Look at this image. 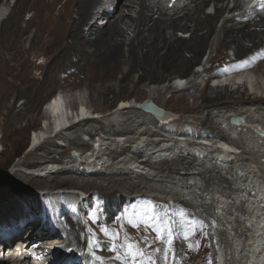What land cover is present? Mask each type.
<instances>
[{"label": "bare ground", "instance_id": "1", "mask_svg": "<svg viewBox=\"0 0 264 264\" xmlns=\"http://www.w3.org/2000/svg\"><path fill=\"white\" fill-rule=\"evenodd\" d=\"M214 1H218L214 13L205 12V9L210 5V0H184L182 5L180 4L181 7L176 8L175 6L172 14L167 13L161 4L147 3L146 0H107V2L105 0H18L10 19L4 20V14L2 11L0 12V20H4L0 37V88L4 91L11 89L19 94H27L29 96L28 103L26 104L27 107L24 108L30 110L33 107L35 109V106L38 105L39 93L50 86L49 77L51 75L54 79L51 94L54 92L55 85L58 83L63 70L66 74L72 71L69 74H73V77L76 78L74 80L77 82L89 81L91 89L88 91L91 104L98 109H103L112 106L120 97L127 98L131 91L139 88L140 84L146 81H162L172 73H177L181 77L183 76L182 78H186L184 76L195 68L194 64L197 62L200 64L203 52L214 40H217L219 52L212 59L216 67L225 65L237 69L243 67L239 69L240 72L234 71L224 75L213 74L214 77L233 74L232 79L235 82L230 80L225 84V87L217 82L212 85L208 81L214 87L207 84L201 88L196 79L187 83L189 87L183 88V91L194 92V89L199 91V94L192 95L194 97L192 109L199 113L206 112L204 117L200 118L205 124L203 126L205 128L200 131L195 130L196 128L179 129L178 131L182 130L181 134L187 135L192 133L202 137L214 136L224 142L210 138L207 141V139L191 140L189 138H173V136L171 139H166L164 135L156 134L151 130H147L138 138H130V140L126 131L117 130L115 132L117 134H100L97 138L95 137L94 143L87 151L81 147L72 149V153L63 155L65 157L63 161L56 162L54 160L42 166L26 167V173L31 174V179L39 185L47 182L44 178H47L48 172L54 169L77 171V174L80 175H100L105 178H107L106 173L110 175L112 179L108 180L110 182L107 186L81 185L87 191L91 189V195L99 205L95 211V221L89 228L92 233V239H90L92 243H89L97 252H106L107 258H115L120 263L126 260L128 264L127 249L131 246L133 251H142L145 254L142 257L144 264H149L147 257H151L155 264H159L163 259V244L166 243L169 248L168 241L171 239L170 247L174 252V258L173 252L171 256L173 264H203L204 260L208 261L207 240L209 235H206L205 228L215 226L222 236L221 242L225 247L221 242L216 244H221L226 249L225 254H230L231 264H264V183L259 178L260 171L264 180V152L259 157L254 155V160L253 157L251 159L246 155L255 152L257 135L264 140V107L260 110L257 109L259 107L252 109L255 105L264 104V90L256 89L257 93L260 94L257 96H245L242 93L239 97H234L235 91L237 89L240 91L244 85L248 91L250 87L253 89L251 84L246 85L244 82L246 74L244 69L252 68L254 72L264 74V6L256 11L247 9L248 11L241 12L239 15L226 17L221 26L218 27L217 24L221 17L226 12H232L234 8L241 6V3L236 0V4L230 8L228 4H224L226 0ZM132 2L138 3L139 10L132 8ZM111 5L113 6L112 13L108 12L111 11ZM99 7H103L104 10L100 11ZM133 11L136 12V15H133ZM102 14H107L106 18L103 19L104 21L102 20L105 24L100 26L91 21L88 32H85L86 23L84 24V21L88 17H91L89 19L91 20ZM155 14H158L156 19L154 18ZM255 16L260 18L255 19ZM22 22H25V25ZM124 25L127 26L128 30L135 33L134 38L129 41L125 36L126 31L122 27ZM30 26L35 27L31 43L37 48L36 54L44 55V61L40 63L43 70L41 73L44 74L42 77H35L23 72L24 67L29 62L28 57L31 55L24 46V36L31 30L32 27L30 28ZM184 29L192 32L189 38L177 34L178 30ZM230 45L237 54L235 61L228 59L226 48ZM245 61L247 63H244ZM121 63L126 64L125 70H122ZM118 72L122 74L120 78H116ZM112 79H117V83H110ZM231 85L234 88L230 87ZM220 87H224V92ZM35 89L38 91L35 92ZM78 94L80 92H73L71 94L73 100L71 101L68 97L64 99V96L69 94L58 99H56V95L49 98V101L47 100L44 108L42 107V110L44 109L42 122L31 134V148L42 146V143L49 142V140L46 141L51 137L48 135L63 130L68 125L71 126L73 124L71 121L72 109L75 104L78 105L77 115L82 118L78 126H83L87 122H97V119L102 118V113H95L87 109L84 100L80 99ZM140 94L146 95L147 89L142 88ZM151 98L147 100L167 110L164 105L157 104L154 97ZM145 99L138 103V107L143 104ZM174 99L177 103L185 102L186 93H180ZM125 100H120V108L124 109L127 108L125 106L130 105ZM69 102H72L73 106ZM213 106L219 108L220 114L218 115L220 118L217 121L213 120L212 117L214 116L210 113L209 108ZM15 107V105L9 107L11 124H16L17 120H20L24 114L23 112H15ZM116 107L119 105L116 104ZM142 109L146 114L158 115L159 118L152 117V119L161 121L162 124H170V122L181 118L178 113L165 115V112L154 109L150 105H147L146 108L142 107ZM258 112H261L262 115L259 113L260 116H256ZM110 114L112 115V113ZM61 124L63 127L59 128ZM103 127L106 129L105 125ZM173 128L172 131L175 132ZM20 129L19 127L16 128L18 131ZM242 133L244 136L241 138L238 134ZM87 134H91V131ZM82 139L76 137L69 138L68 141L70 145L86 146L87 144ZM229 139H232L231 145H228ZM249 143L253 146H249ZM52 144L55 146L54 150L60 149L55 142ZM234 144L238 146L236 147ZM170 146L171 148H168ZM116 148L120 150L117 153L129 149L133 154L132 158L131 154H127L122 157V161L117 160L119 161L117 162L115 158L117 159L119 156L114 155ZM168 152L174 153V155L168 156V159L171 157L173 162L181 161V164L184 165L182 169H188L184 176L182 175L181 178L172 177L171 174L165 173L162 166H157L158 169L161 168L162 170L159 171L155 168L157 173L151 176L144 172L149 166L152 167L159 161L158 157ZM176 153L187 157L190 155L193 160L186 162V157L180 159ZM73 154L78 157L73 156ZM243 154L245 156H241ZM139 156H145V158L141 159V157L139 160ZM161 162H164V165H170L167 159H162ZM170 170L174 172L176 168L173 167ZM223 171L226 175L221 174ZM116 172H120L118 175L125 181L130 176L135 175L139 182L128 186L124 184L125 191L123 192L120 190L121 188L116 186L115 182L119 181L114 178L117 175ZM39 174H45V176H39ZM72 177L57 179L55 184H58L57 187L70 184L73 188H81L79 186L80 181L78 182L76 178ZM156 179L164 182L170 180L173 184L180 183L181 186L191 188L202 202L197 207L202 209V212L209 219H212L213 223L202 221L199 219L201 216L195 214L190 225L187 221L185 222L175 216L179 219L171 226L163 213L159 214L158 217L159 220L162 217L165 221L163 223L160 221L155 224L151 223L147 229L140 217L137 218L136 222L134 220L131 222L127 218L124 219L125 216L123 215L124 220H118V222L116 211L111 206L114 204L117 208L121 207L125 210L130 204L129 191L146 189L147 181H155ZM216 179L219 182H215ZM157 180L156 182H158ZM143 181H145V185H142ZM223 184H231L235 187H226ZM45 190L52 189L47 188ZM33 192L34 190L28 192L31 196L27 198L26 202L34 209H38V207L40 208L39 195H36L37 190H35V194ZM143 195L140 198H144ZM248 199L249 202L243 204V207L241 203L236 205V202H246ZM153 202L162 203V201L155 199ZM246 205H250L248 210L251 213L246 212ZM117 212L119 214V211ZM179 214H185V212L178 210L177 215L180 216ZM231 214L237 215V221L246 218L245 228L248 227V233L246 230L243 231L241 223L234 224L233 218H230L232 217ZM88 217L89 215L86 217L87 222L91 219ZM19 220L24 221L21 216ZM23 224L25 221L18 227L0 228V240L10 244L15 238L22 236L15 242V248L19 249H11V255H1L0 264H23V260L18 257L20 250L29 263H32V260H49L56 250L54 244H63L64 242L79 245V251L83 254L81 260L83 258L90 264L101 263L98 258L92 255L95 257L93 258L84 250V237L79 225V217L65 218L62 226L66 227L69 234L67 235L68 238L63 240L58 237V233L48 231V220H45L44 223L38 222L35 231L27 236L25 235L29 229L25 232L27 224L25 226ZM253 224L256 225V228L251 227ZM33 227L35 226H32L31 229ZM39 227L41 228L38 230ZM40 230L42 234L38 233ZM139 231H143L144 236L138 238L128 235L131 232ZM190 240L192 244L189 250L185 244ZM113 246H115L116 251H113ZM245 247H247V251L244 249ZM244 251L248 252L245 262L242 257ZM117 253L120 255L119 259H117ZM40 261L39 264L47 263V261L45 263ZM35 263L37 264L36 261Z\"/></svg>", "mask_w": 264, "mask_h": 264}, {"label": "rangeland", "instance_id": "2", "mask_svg": "<svg viewBox=\"0 0 264 264\" xmlns=\"http://www.w3.org/2000/svg\"><path fill=\"white\" fill-rule=\"evenodd\" d=\"M17 1L18 0H9L7 2V0H0V12L2 11V13L4 14V15L2 14L4 20H8L11 18L12 13L17 6ZM105 1L107 2V0H105ZM146 1H147V3H152V4L153 3H159V4H161V6H163L165 8L167 13L172 14V13H174V11H172V10L175 8V6H176V8H179L180 4L184 0H146ZM239 2L241 3V6L234 8L232 10V12H226L224 14V16L221 17V19L219 20V22L217 24L218 27L221 26V24L223 23V21L226 17H230L233 15H239L241 12L248 11L249 10L248 6L255 4V3L258 4L259 2L261 3L262 0H239ZM217 3H218V1L210 0V5L208 8L205 9V12L206 13H214ZM224 4L225 5L228 4V6L230 8H233V6L236 4V0H231V1L226 0ZM131 6H133L132 8H134V9L137 8V10H139L138 3L132 2ZM242 6H243V8H242ZM103 7H99L100 11L104 10ZM254 7L255 6H253V8ZM105 8H106V6H105ZM110 9H111V11L109 10L108 12L112 13V11H113L112 5L110 6ZM132 13H133V15H136V12L133 11ZM92 15H93V13H92ZM157 17H158V14H155L154 18L156 19ZM90 18L91 17H88L84 21V24L86 23L84 26L85 32H88V28L90 26L89 24L91 23V21H92V23H94V24L96 23L100 26L105 24V22L103 23V21H104L103 19L106 18V16L103 14L101 16H98V17L96 16L94 19L89 20ZM258 18H260V17L255 16V19H258ZM3 19L0 20V37H1L2 29H3V27H2L3 26L2 22L4 21ZM22 24L25 25V22H22ZM122 27L126 31L125 36L127 38V41L134 38L135 33L132 30H128L126 25H124ZM30 28H31V30L29 32H27L24 36V46L29 50L31 55L28 57L29 62L24 67L23 72L27 73L29 75L35 76V77H38V76L42 77V75L44 76V74L41 73L43 70L40 67V63H41V61H44L43 60L44 55L36 54L37 48L35 46H33L31 43V37L33 36V34L35 32V27L30 26ZM177 32H178L177 34L179 36L188 37V38L191 36V33H192L191 31H186L185 29L184 30H178ZM226 52L228 55V59L230 61L236 60L237 54L233 50L231 45L226 48ZM217 53H219L217 40L211 41L210 44L207 46L206 50L202 54V59H201L200 64H199V62L195 63L194 64L195 68L192 69V71L194 70L193 73L191 71L190 73L186 74V76H184V77H187V76L191 75V73H192L191 81H187V83L193 82L194 80L197 79L198 86L202 88L205 85L209 84L211 76L224 75V74L234 72V71L240 72L239 69L243 68V67L238 68V69L237 68H231L228 65H225L222 67H216L215 63L212 61V59ZM187 55L189 56V53H187ZM121 65L123 68V69L121 68L122 70H125L127 68L126 64L121 63ZM27 69H29V70H27ZM245 70L246 69H244V73H246V74L251 73V74H247V75L245 74L244 82L246 85L251 84L253 89H251V87H250V90L248 91V88L246 90L245 89L246 86L244 85L245 87L243 86L242 89L240 88L241 89L240 91L238 89H237V91H235L234 97H239L242 93H244L245 96H249V95L257 96L260 94L257 93L256 89H258L259 91L264 90V74H262L260 72H254V70L252 68H248V70H246V71ZM71 72H69V73H71ZM69 73L66 74L64 70L61 72V75L59 76L58 83H56L55 90L52 93L53 95L51 94V91H52L51 87H52L54 79L51 75L49 77V82H50L49 85L50 86L48 88L42 90L39 93L40 99L38 101V105L35 106L36 107L35 109L33 107L31 110L24 108L25 106L27 107L26 104L28 103L27 99L29 98V96L27 94H19V93H17V91L11 90V89H9V91H8V89L6 91H4L3 89L0 88V226H1L0 228L1 229H7L10 227H18V226H21V224L24 221H25V224H27L26 225L27 227H29V225H32V226H35V228H36V224L38 223L37 221L41 222L39 220L40 219V208L38 207V209H34L33 206H31L28 202H26L27 198L31 196V195H29L28 192H30L31 190H34L33 193L35 194V190H37L36 195L38 194L39 199H41L42 198L41 193L44 191V189H47V188L48 189L64 188L67 186H69L70 188H73V186L70 184L69 185L68 184L63 185V186L59 185L58 187H57L58 184L57 185L55 184L57 179L68 178L70 176H73L74 178L77 179L78 182L80 181L79 182L80 183L79 186L81 187L80 189L84 190L88 194V198L86 199V210L81 212L80 215L77 217H79V219H80L79 225L83 231L84 250L87 252V254L92 256V253L88 252V250H89L88 247L92 245V244H90V243H92V242H90V239H92V233H91L89 228H91L90 225L93 224L95 221V211L99 205H97L98 203H97L96 199L92 197V195H91L92 192H90L91 189L89 191H87V190L83 189L82 186H84L86 184L87 185H95V186H99V185L100 186H107L108 183L110 182L108 180L112 179L110 177V175H107V173H106V177L108 178L107 179V178L102 177L100 175H91V176L88 174H85V175L81 174L80 175V174H77V171H58V170H56V171L48 174L49 178L48 177L44 178L47 180V182L45 184L42 183L39 185L38 183H34V180L31 179V177H32L31 174L26 173L27 172L26 167H29V166H31V168H33V166L38 167V166H42L45 163H48L49 161L53 162L54 160L56 162L63 161L65 158L63 155L67 154L69 152L72 153L73 152V151H71L72 149H76V148L81 147L87 151L91 147V145L93 144L95 137L97 138V136H99L100 134H111V133L117 134V133H115L117 130L124 131V132L126 131L128 136H130L129 139L130 138L131 139L138 138L141 134H143V133L145 134L147 130H151V131L155 132L156 134H162V135H164V137H166V139H171L173 136V138L174 137L189 138L191 140H194V139L195 140H205V139H207V141H208L209 137H213V138H215V137L214 136L202 137V136H199L197 134H192V133L190 135H187V134L177 135L176 134L178 132L182 133V130L178 131L179 129H186V128L195 129L196 128L195 130L200 131L203 128H205V127H203L205 124L202 122V120H200V118H203L205 113H206V112L199 113L198 111H195L194 109H192V106L194 104V100H193L194 97L192 95L193 94H199V91H195V89L193 90L194 92H191L188 90L183 91L184 89L189 87V86H187V83L183 86L184 89L182 88L180 90H177L176 92L171 91L172 81L175 78L180 77V75H178L177 73H172L170 76H168L165 80H162V81H154V82L146 81L145 83L140 84L139 88H136L133 91H131V94L129 93L127 98L120 97L115 101V103L112 106L105 107L103 109H98L91 104V100L89 98L90 93L88 91L91 89V85H90L89 81L81 80V81L77 82L76 80H74L75 77H73V74H69ZM117 74L118 75L116 78H120L122 76V74L120 72H118ZM232 75L233 74L230 75V78H232ZM248 77L251 79H249ZM225 80L226 79L224 78L223 82ZM111 81L112 82H110V83H112V84L117 83V79H112ZM18 82H20V81H18ZM212 85H210V86H212ZM215 85H218V84H215ZM212 87H214V86H212ZM224 87H225V85H224ZM224 87H220L222 92H224ZM230 87L234 88L233 85H231ZM237 87H238V85H237ZM142 88L147 89L146 95L140 94V91ZM34 91L37 92L38 89H35ZM77 91L80 92V94H78V95H80V99L84 100V104L87 107V109H89L90 111H93L95 113L96 112L102 113L103 114L102 118L97 119L98 120L97 122H94V121L93 122H87L83 126H78V123H80L81 120L79 122H77V119L75 117H73L71 119V121L73 122V124H72L73 127L71 125L70 127L66 128V129L59 130L56 133V134H58L56 137H53L52 136L53 134L48 135V136H51L50 138L46 139V141L49 140V142L42 143V146H40V147L31 148L30 137H31V134L33 133V131L35 129H37L42 122V119H43L42 117L44 114V109L42 110V107L44 108V106H45L44 104H46L50 100L49 98L56 96L58 92H65L66 94H69L68 96L67 95L64 96V99H66L68 97V99H70V101H71V100H73V98H72L73 95H71V94L73 92H77ZM210 91H211V89H210ZM180 93H186L187 99L185 102L177 103L174 98L177 97ZM151 97H154L157 104L164 105L165 107H167V110H170L172 113H175V114L178 113V116L181 118L177 119L173 122H170V124H162V123H159L158 121H154L149 114H146L143 111V109L138 107L139 102H141L145 98H146L145 100L152 99ZM121 99H126L125 101H127L130 105L125 106L127 108H124V109L120 108L121 107V101H120ZM69 103L73 106L72 102H69ZM116 104H118L119 107H116ZM12 105L16 106L15 112H23L24 113L22 118L20 120H17L16 124L15 123L11 124V120L9 118V117H11V115H9V107ZM75 105L73 106V110L77 109V107H78V105H76V106ZM257 107H259V108H257ZM263 107H264V104L255 105L254 107H252V109L257 108L260 110V109H263ZM249 108H251V107H249ZM209 109H210V113L212 114V116H214V117H212L213 120L214 119H215L214 121L219 120L218 119V118H220L218 115V114H220V112L218 111L219 108H216V106H213ZM225 109H227V108H225ZM191 110H194V111H191ZM194 112H196V113H194ZM261 112H258L256 116H258V115L260 116V114L262 115ZM110 113H112V115ZM254 115H255V113H254ZM12 121H13V119H12ZM104 125L106 126V129H104V127H103ZM17 127L21 128V129L18 131V130H16ZM110 128L111 129L114 128V129L111 130ZM172 128L175 130V132L172 131ZM224 128H226V127H224ZM88 130H89V132L91 131V134H87V133H89ZM238 135L241 138L244 136L243 133L238 134ZM76 137L83 138L82 140L87 145L86 146H83V145L81 146L79 144L70 145V142L68 141V139L69 138L73 139ZM213 138H210V139H213ZM216 138H218V137H216ZM237 138H239V137H237ZM214 140H216V139H214ZM231 140L229 139L228 145H231V143H232ZM54 142L56 144H58L60 149L54 150L55 146H53V144H52ZM256 143H257L256 144L257 147L255 148L256 149L255 152H252V154H249V155L244 153L247 156H249L251 159L253 157V160L255 159L254 155L259 157L261 155V153L264 152V140H262V138L258 135H257V142ZM234 145L236 147L238 146L237 144H234ZM73 146H76V147L73 148ZM249 146H253V144L251 145L249 143ZM118 149L119 148H116L115 154H114L116 156H119L117 159L115 158L116 161L117 160L122 161L121 160L122 157H125L127 154L128 155L131 154L129 149L126 150L125 152L121 151L120 153H117L118 151H120ZM240 149L244 150L243 148H240ZM168 153L170 154V152H168ZM168 153H166V154L169 155ZM244 154L241 156H245ZM137 155H138V153H137ZM170 155H174V153H172ZM176 155L180 159L186 157V159H185L186 162L193 160V158L191 159L190 155L188 157L183 155V154L179 155L176 153ZM130 156L132 158L133 154H131ZM138 158H139V160H141V159L145 158V156H139ZM166 159L169 160L170 165H164V162H161V160H159V161L156 160L157 162L155 163V165H153L152 167L149 166L146 170H144V172L151 176L152 174H156L157 170L160 171L161 168L158 169L157 166L158 167L162 166V168L165 169V173L171 174L172 177L181 178L182 175L184 176V173L187 172L188 169H182V167H184V165L181 164V161L173 162L171 160V157L169 159L165 158L163 160H166ZM119 161H117V162H119ZM259 163H262V162L259 161ZM257 165H259V164H257ZM135 166H137L136 163H135ZM150 167H151V169H150ZM173 167L176 168V170L174 172L172 170H170ZM191 167H193V166L191 165ZM191 167H190V169H192ZM220 169H222V167H220ZM258 169H260V167H258ZM65 172H67V173H65ZM116 173H117V175L114 178L119 180V181L115 182L116 186L121 188L120 190L123 192L125 191L124 190L125 189L124 184H127V186H128L132 183H138L139 182L137 176H135V175L130 176L129 179H127L128 181L127 180L125 181V180L121 179V177L118 175V174H120V172H116ZM113 174H115V173L113 172ZM221 174L226 175V173L224 171L221 172ZM234 174H235V172H234ZM220 175H219V177H220ZM259 178H260V181L264 183V180L262 178V173L260 171H259ZM156 180L155 181H147L146 189H136V190H133L134 192L132 190L129 191V194H130L129 195V200H130L129 203L130 204L128 203L129 204L128 208H126L125 210L121 207L117 208L116 205H114V204L111 206L112 209L116 211L115 213L118 217L117 221L118 220L122 221V220L127 218L128 221L130 220L132 222V220H134L136 222L137 218L140 217L141 221H143L142 222L143 225L147 229V228H149V225H151V223L155 224L157 221H160V223H163L165 220L162 217L159 220V217H158L159 214L163 213L164 216L166 218H168V222L170 223L171 226H172V224H174V222L178 221L179 218L183 219L185 222L187 221L188 224L190 225L192 218L195 217V214H198L199 216H201V218H199L200 220L202 219V221H207V222L213 223L212 219H209L202 212V209H199L197 207V206H200L202 204V202L198 197H196V194L193 193V190L191 188H188V187L183 186V185L181 186L180 183L179 184H176V183L173 184L172 182H170V180H169V182L168 181L164 182V181H160V180H157L158 182H156ZM117 182H120V183H117ZM175 182H178V181H175ZM215 182H219V181L216 179ZM111 184H113V183H111ZM142 185H145V181H143ZM223 185H226V187L227 186L232 187V188L235 187V185L231 186V184L230 185L223 184ZM79 186H77V187H79ZM25 189H26V191H25ZM14 191H16V192H14ZM141 195H143L144 198H140V197H142ZM154 199L160 200V201H162V203H160V202L154 203L153 202ZM172 202H174V205L172 204ZM248 202H249V199L246 200V202L245 201H242V202L239 201V203L236 202V205L237 204L240 205V203H241V206H242L243 204H246ZM177 203L179 205H175ZM193 206H196V207L194 208ZM241 206H240V209L243 207V206L242 207ZM249 206L250 205H246L245 209H246V212L251 213L250 210H248ZM89 208H91V209H89ZM88 209H89V212H88ZM178 210L184 211L185 214H179L180 216H178L177 215ZM117 211H119V214ZM196 211H198V213H196ZM88 215H89V217H91V219H89V217H88V219H89L88 222L90 224L87 222V219H86V217ZM231 215H232V217H230V218H233L232 220H233L234 224H236V223L240 224L241 223L240 225L243 226V231L246 230V232L248 233L249 232V230H247L248 227L245 228V225H246L245 219L246 218H244V220L237 221V218H236L237 215L236 214H231ZM20 216L23 217L24 221L21 222L19 220ZM175 216H177L179 218H177V217L175 218ZM123 217H124V219H123ZM44 221L42 223H44ZM223 221H225L224 218H223ZM25 224H23V225L25 226ZM32 226L28 229L31 230ZM61 226H62V224H61ZM62 227L66 228L64 226H62ZM27 230H25V232ZM34 231L35 230L31 231V233ZM205 232H206V235H209L208 240H207L208 261L204 260L203 264H209V261H211V264H215V259H214V257H215L214 252L216 249L215 244L222 241V236H221L219 230H217L215 226H213V228H210V227L207 228L206 227ZM38 233L42 234L41 230L38 231ZM56 233H58V232H56ZM68 234H69V231H68ZM128 235H131L132 237L137 236L138 238H140V236H144V233H143V231L142 232L139 231L136 233L131 232ZM199 236L202 238L201 235H199ZM58 237L62 238V240L68 238V236H66L65 238H63L61 236H58ZM53 238H55V236H53ZM24 239H26V238H24ZM14 241H17V240H14ZM191 244H192V242L190 240L185 244V246L188 247V249L190 250ZM11 245H13L14 249H19V248H15L16 247L15 242L13 244L11 243ZM58 245L59 246H54L56 248V250L54 249L55 252L57 251L58 247H60V244H58ZM222 245L224 246L223 243H222ZM78 246L79 245L76 243V247L78 248V250H80V248ZM223 246H222V249H223V252L225 254L226 249L224 248L225 246L224 247ZM245 246H246V244H245ZM65 247H69V246H65ZM244 249L247 251V247H245ZM167 250H168L167 244L164 243L163 244V257H162L163 259L159 264H170V263L173 264L172 260H171L172 252H169V257H168L167 261H165V259H164V252ZM209 250H210V253H209ZM55 252H53V254ZM64 253H65V255H67L68 254L67 250L64 251ZM247 253L245 251L242 253V257H243L244 262L247 260ZM21 254L22 253H19V256H21ZM206 254H207V252H206ZM106 255H107L106 252L99 253L96 258H98L100 261L102 258L103 261H101V263H100L97 259V262H99V264H127L126 260L121 261V263H120L119 260H116L115 258H107ZM229 255L230 254H225V256L228 258V261H229V257H230ZM232 255H234V254L232 253ZM110 256H112V255L110 254ZM93 258H95V257H93ZM35 261L37 262V264H39L38 262L40 260H35ZM35 261L32 260V263H35ZM46 261H48V259H44L40 262L45 263ZM79 264H90V263L82 258V260H81V262H79Z\"/></svg>", "mask_w": 264, "mask_h": 264}, {"label": "snow or ice", "instance_id": "3", "mask_svg": "<svg viewBox=\"0 0 264 264\" xmlns=\"http://www.w3.org/2000/svg\"><path fill=\"white\" fill-rule=\"evenodd\" d=\"M244 63H247V62L245 61ZM168 243H169V248L167 251L164 252L165 261L168 260L169 252H173V250L170 247L171 239H169ZM113 251H116L115 246H113ZM144 255L145 254L142 251H133L131 246H129L127 249V257H126L128 260V264H144V260L142 259V257H144ZM119 258H120V255H119V253H117V259H119ZM173 258H174V252H173ZM147 259H148L149 264H155V261L152 260L151 257H147ZM209 264H211V261H209Z\"/></svg>", "mask_w": 264, "mask_h": 264}, {"label": "clouds", "instance_id": "4", "mask_svg": "<svg viewBox=\"0 0 264 264\" xmlns=\"http://www.w3.org/2000/svg\"><path fill=\"white\" fill-rule=\"evenodd\" d=\"M104 15V14H103ZM65 93V92H64ZM146 101V100H145ZM77 112H78V110L77 109H72V118L73 117H75L76 119H77V122H79L80 120H82V118H80V117H78V115H77ZM151 116V115H150ZM68 127H70L69 125L67 126V127H65L64 129H66V128H68ZM57 132H54L53 133V137L55 136V135H57L56 134ZM178 135V134H177ZM135 152V151H134ZM137 152V151H136ZM76 188V187H75ZM77 189H80V188H77ZM45 190V189H44ZM80 190H82V189H80ZM84 191V190H83Z\"/></svg>", "mask_w": 264, "mask_h": 264}, {"label": "water", "instance_id": "5", "mask_svg": "<svg viewBox=\"0 0 264 264\" xmlns=\"http://www.w3.org/2000/svg\"><path fill=\"white\" fill-rule=\"evenodd\" d=\"M147 102H149V103H151V101H147ZM151 107H153L154 109H157L152 103L151 104H149ZM147 106V105H146ZM146 106L144 105V108H146ZM60 127H63V124H61V125H59V128ZM73 156H76V157H78L76 154H73Z\"/></svg>", "mask_w": 264, "mask_h": 264}]
</instances>
